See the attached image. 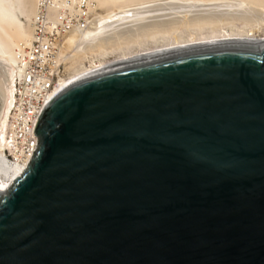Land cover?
Wrapping results in <instances>:
<instances>
[{
  "label": "water",
  "instance_id": "1",
  "mask_svg": "<svg viewBox=\"0 0 264 264\" xmlns=\"http://www.w3.org/2000/svg\"><path fill=\"white\" fill-rule=\"evenodd\" d=\"M0 190V264H264V42L63 88Z\"/></svg>",
  "mask_w": 264,
  "mask_h": 264
},
{
  "label": "bare ground",
  "instance_id": "2",
  "mask_svg": "<svg viewBox=\"0 0 264 264\" xmlns=\"http://www.w3.org/2000/svg\"><path fill=\"white\" fill-rule=\"evenodd\" d=\"M184 2L189 3V0H170V3H168L170 7L160 6L154 9H143V4H147L148 1H139L114 7L104 14L97 13L86 29L74 31L65 38L61 51L62 61L65 64H71L69 68L80 58H96L89 59L88 64L80 66L71 73L68 71L70 75H65L61 80L60 88L63 89L101 69L125 63L204 46L264 42V4L256 0H237L236 2L234 0H219L221 3L205 6L186 5ZM98 3L101 6L100 0H98ZM24 13L21 0H0V80L4 90L3 116L0 121L1 191H7L27 166V162H10L8 160L5 138L13 84L19 75L16 59L17 49L27 44L31 39V35L30 37L27 36L30 31L26 33L21 21V16ZM238 23L250 28L244 30V27L241 28L240 26L235 30H229L226 27L230 25L237 26ZM206 25L211 26L213 29L207 34L200 33L185 40L174 36V41H168L155 48L146 49L135 54L124 53V55L113 61L107 62L105 60V53L120 47V44L117 43L124 39L137 38L141 33H144L142 37L151 36L156 39L157 33L161 31H165L161 32L164 35L170 32V35L171 31L175 29L193 26L202 28ZM12 26L16 27L19 43H15L10 37L8 39L6 35L7 29ZM12 31L14 32V30ZM26 37L29 38L26 39ZM74 68L76 67L74 66Z\"/></svg>",
  "mask_w": 264,
  "mask_h": 264
},
{
  "label": "built area",
  "instance_id": "3",
  "mask_svg": "<svg viewBox=\"0 0 264 264\" xmlns=\"http://www.w3.org/2000/svg\"><path fill=\"white\" fill-rule=\"evenodd\" d=\"M100 10L98 0H37L31 39L16 53L19 75L13 84L5 129L10 162L28 164L32 159L38 146L36 126L62 90L64 40L70 33L86 29Z\"/></svg>",
  "mask_w": 264,
  "mask_h": 264
},
{
  "label": "rangeland",
  "instance_id": "4",
  "mask_svg": "<svg viewBox=\"0 0 264 264\" xmlns=\"http://www.w3.org/2000/svg\"><path fill=\"white\" fill-rule=\"evenodd\" d=\"M139 1H148L147 4L146 3L143 4L144 5L143 9H154L155 7L158 8L160 6L170 7V5L168 4V3H170V0H100V2H101L100 3L101 4L100 13L104 14L108 10H110V9H112L114 7L123 6V5L131 4V3H137ZM234 1L236 2L237 0H234ZM256 1H258L259 3L264 4V0H256ZM21 3H22V9L25 12L21 16V21L23 22V26H24V28L26 30V33H28L29 31L32 33L31 20H32V16L34 14V11H35L36 0H21ZM218 3H221V2H219V0L212 1V2H208V1H205V0H195V1L194 0H189V3L186 2L185 4L186 5H195V6H205V5H208V4H218ZM236 25L237 26H231L230 25V26H226V27L229 30H232V29L235 30L238 27L241 26V28H242V26H243V25H240L239 23L236 24ZM243 27H244L243 28L244 30H247V29L250 28L249 26H243ZM202 28L194 27V26L193 27H185V28L183 27V28L172 30L170 35H169L170 32L169 33L167 32L164 35L162 33L165 32V31H163V32L161 31L162 33L161 32L157 33L156 39H155V37H151V36L150 37H148V36L142 37V34H144V33H141V34H139L137 36V38L133 37L131 39H124L125 40V41L123 40L124 42L120 41L122 43V45H121L120 42L117 43V44H120L119 45L120 47H118V49H114V50L111 49L109 52L105 53V55H104L105 58H106L105 60L107 62L108 61H113V60H116L119 57H121V55H124V53L135 54L137 52H141V51L146 50V49H152V48H155L158 45L165 44L168 41H170V42L174 41L173 38H175V37H180L181 40H185V39H189L191 36L199 35L200 33L207 34V33H209L210 31L213 30L211 26H207V25L203 29ZM12 30H14V32ZM30 32L27 34V36H29V37L31 35ZM14 34H16V27L15 26H12L11 28L7 29L6 35H7L8 39L10 37V39L12 41H14L15 43H19L20 40L18 39L17 34L16 35H14ZM148 35H149V33H148ZM28 38L26 37V39H28ZM126 41H128V42H126ZM92 58H96V57L80 58V59H78V61L73 66H71V68H69V66L71 65L70 63H66V64L64 63V67H65V70H66V75L69 76L70 73L72 71H74L75 69L79 68L82 65L84 66L85 64H88L87 61L89 59H92ZM74 66L76 68H74ZM69 69H71V70H69ZM0 83H1V80H0ZM2 95H4L3 92H2Z\"/></svg>",
  "mask_w": 264,
  "mask_h": 264
},
{
  "label": "flooded vegetation",
  "instance_id": "5",
  "mask_svg": "<svg viewBox=\"0 0 264 264\" xmlns=\"http://www.w3.org/2000/svg\"><path fill=\"white\" fill-rule=\"evenodd\" d=\"M2 92L4 94L2 84L0 83V121H1V118L3 116L2 113H3V105H4V95H2Z\"/></svg>",
  "mask_w": 264,
  "mask_h": 264
}]
</instances>
